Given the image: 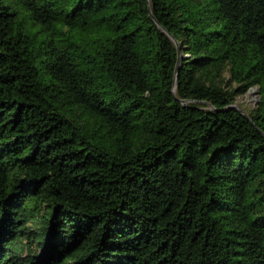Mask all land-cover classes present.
Returning a JSON list of instances; mask_svg holds the SVG:
<instances>
[{"label": "trees", "instance_id": "obj_1", "mask_svg": "<svg viewBox=\"0 0 264 264\" xmlns=\"http://www.w3.org/2000/svg\"><path fill=\"white\" fill-rule=\"evenodd\" d=\"M0 264H264V0H0Z\"/></svg>", "mask_w": 264, "mask_h": 264}, {"label": "water", "instance_id": "obj_2", "mask_svg": "<svg viewBox=\"0 0 264 264\" xmlns=\"http://www.w3.org/2000/svg\"><path fill=\"white\" fill-rule=\"evenodd\" d=\"M151 15L152 17L155 19V21L157 22V24L162 28V30L164 32H166L173 40L174 42L176 43L177 45V48H178V60H177V64H176V68H175V81H174V87H173V91L175 92L176 90V87H177V78H178V75H179V70H180V67H181V61L182 59L186 56V54L184 55L181 51V47L178 43V41L176 40V38L168 31L166 30L162 25H160V23L156 20L154 14H153V11L151 10ZM258 90V89H257ZM184 102H187V100H184ZM208 102V101H207ZM210 104V106L212 108H215V106L211 103V102H208ZM232 107H237V105L234 103L226 106L225 108H222L223 110L224 109H228V108H232ZM241 112H243L246 116H248V113L244 110H240ZM249 117V116H248Z\"/></svg>", "mask_w": 264, "mask_h": 264}, {"label": "rangeland", "instance_id": "obj_3", "mask_svg": "<svg viewBox=\"0 0 264 264\" xmlns=\"http://www.w3.org/2000/svg\"><path fill=\"white\" fill-rule=\"evenodd\" d=\"M259 100V93L256 87L251 88L246 94L240 95L235 104L239 110L247 111L255 106Z\"/></svg>", "mask_w": 264, "mask_h": 264}]
</instances>
